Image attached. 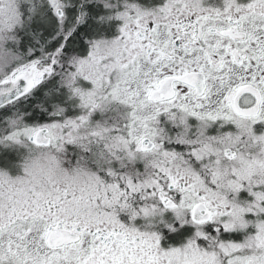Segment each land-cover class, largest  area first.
<instances>
[{
  "label": "snow or ice",
  "instance_id": "1",
  "mask_svg": "<svg viewBox=\"0 0 264 264\" xmlns=\"http://www.w3.org/2000/svg\"><path fill=\"white\" fill-rule=\"evenodd\" d=\"M5 3L0 145L75 154L94 191L0 193V264H264V0Z\"/></svg>",
  "mask_w": 264,
  "mask_h": 264
},
{
  "label": "clouds",
  "instance_id": "2",
  "mask_svg": "<svg viewBox=\"0 0 264 264\" xmlns=\"http://www.w3.org/2000/svg\"><path fill=\"white\" fill-rule=\"evenodd\" d=\"M8 8L9 5L5 3L4 10L0 14V21L5 29L11 25ZM5 48L10 49V42H5ZM13 66L14 63L9 64L4 67L3 71L7 73ZM0 129H3L0 135L10 134L11 130L6 124H0ZM0 150L8 151L12 156L7 164H0V193L3 194L5 200L10 193L25 186H34L37 191H40L41 187L67 189L78 197L88 196L94 191L93 168L87 160L81 161L78 166L72 154L57 153L55 150L33 145L24 139H21L19 144L0 145ZM250 152L256 160L264 163V144H254ZM24 181L31 183L25 185L22 183ZM69 208L73 212L78 209L80 219L92 223H95L96 214L102 211L94 207L91 209L85 207L83 201L79 206L73 204Z\"/></svg>",
  "mask_w": 264,
  "mask_h": 264
},
{
  "label": "flooded vegetation",
  "instance_id": "3",
  "mask_svg": "<svg viewBox=\"0 0 264 264\" xmlns=\"http://www.w3.org/2000/svg\"><path fill=\"white\" fill-rule=\"evenodd\" d=\"M212 3H218L219 0H211Z\"/></svg>",
  "mask_w": 264,
  "mask_h": 264
},
{
  "label": "trees",
  "instance_id": "4",
  "mask_svg": "<svg viewBox=\"0 0 264 264\" xmlns=\"http://www.w3.org/2000/svg\"><path fill=\"white\" fill-rule=\"evenodd\" d=\"M73 155V158L75 159V154H72Z\"/></svg>",
  "mask_w": 264,
  "mask_h": 264
},
{
  "label": "rangeland",
  "instance_id": "5",
  "mask_svg": "<svg viewBox=\"0 0 264 264\" xmlns=\"http://www.w3.org/2000/svg\"><path fill=\"white\" fill-rule=\"evenodd\" d=\"M97 118L99 119V116Z\"/></svg>",
  "mask_w": 264,
  "mask_h": 264
}]
</instances>
